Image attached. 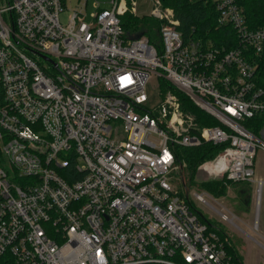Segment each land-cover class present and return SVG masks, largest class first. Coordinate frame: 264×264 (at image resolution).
Segmentation results:
<instances>
[{"label": "built area", "instance_id": "1", "mask_svg": "<svg viewBox=\"0 0 264 264\" xmlns=\"http://www.w3.org/2000/svg\"><path fill=\"white\" fill-rule=\"evenodd\" d=\"M65 2L0 0V264H234L175 188V148L226 145L200 171L252 182L259 212L264 27L236 0H202L235 30L218 46L180 32L162 0L97 1L92 24L88 0L61 23ZM127 11L159 20L160 41L126 35ZM155 76L219 124L202 127L172 89L151 107ZM258 114L255 135L242 122Z\"/></svg>", "mask_w": 264, "mask_h": 264}, {"label": "trees", "instance_id": "2", "mask_svg": "<svg viewBox=\"0 0 264 264\" xmlns=\"http://www.w3.org/2000/svg\"><path fill=\"white\" fill-rule=\"evenodd\" d=\"M129 4L133 0H127ZM163 5L170 6L174 9L176 19L180 21L179 30L185 36L201 37L203 40L212 39L215 45L224 46L230 41L235 39V30L231 26L218 27L217 25V12L213 4L203 3L202 0H162ZM244 9V16H246L247 23L250 28L264 27V0H236ZM122 25L125 33L128 36L138 38L141 35H146L147 38L153 42H159L161 34L159 33L160 21L154 18L147 17L146 15L135 16L132 12L127 11L122 16ZM259 76L257 78L258 85L264 88V53L259 56ZM161 90L164 93L172 89L178 94L181 99L183 109L191 112L194 117L200 122L201 126L213 127L218 125L219 122L215 118L206 115L199 107L197 108L186 94H181L174 89V86L169 82L161 79ZM263 116L258 114L254 118L246 119L243 125L246 126L255 135H260V127L263 125ZM226 145L211 144L204 142L199 147H179L176 146V163L178 165V174H180V183L185 190H189L192 185L205 189L214 196H226L228 190L231 188L237 189L240 200L243 203H249L251 196V189L249 186H242V182L236 183L235 181L228 180L226 177H217L215 179L207 178L199 180V175L203 174L200 171V165L205 161H211L217 154L224 150ZM1 156V152H0ZM176 171V170H175ZM174 171V172H175ZM176 172V173H177ZM174 174V173H173ZM177 175V174H176ZM206 176V175H205ZM175 181V174H174ZM182 197L187 199L196 215L203 222H207L211 232H216L221 239L226 243V251L229 256L233 257L234 264H243L237 245L232 241L230 235L225 229L211 220L203 212L199 211L196 203L191 200V197L183 194L179 189ZM155 264V263H148ZM163 264V263H162Z\"/></svg>", "mask_w": 264, "mask_h": 264}, {"label": "rangeland", "instance_id": "3", "mask_svg": "<svg viewBox=\"0 0 264 264\" xmlns=\"http://www.w3.org/2000/svg\"><path fill=\"white\" fill-rule=\"evenodd\" d=\"M97 1L102 2L103 7H108L109 5L108 3H104L105 0H88L87 5L85 6L87 11V17L84 19L85 22L92 24ZM77 4L78 0H66L64 6L66 11L61 15V23L66 24L71 11L74 9L73 7L77 6ZM151 10L152 5H150L149 2L144 1L138 4L139 14L147 15L150 14ZM160 88L158 78L156 76L153 77L149 88H147L151 97L150 101L147 103L150 104L151 107L156 106V104L161 100V96L159 95L161 90ZM261 127L260 133L262 130ZM255 157V178L264 180V148L259 147ZM177 171L178 169L173 172L175 174V188L179 189L183 194L191 197V200L196 203L199 211L203 212L204 215L208 216L216 224L218 223L221 228L225 229V231L229 233L230 238H232V241L237 245V249L240 254L239 256H241L243 264H264V188L263 196L261 197L262 205L258 212L255 185H253L252 182L243 181L241 184L242 186H249L251 189V196L248 198L249 203H243L240 200L237 189L231 187L228 190L227 195L224 197L214 196L209 193V191L202 188L200 189V187L194 185L186 191L185 188L181 186L180 174H178ZM198 178L199 180H205L208 178V175L203 173L201 176L199 175ZM201 192H207L209 194L206 200L209 201L210 206L204 202L197 201L196 194ZM220 212L228 215L235 214L237 216L236 224L234 225L224 222L219 214Z\"/></svg>", "mask_w": 264, "mask_h": 264}]
</instances>
